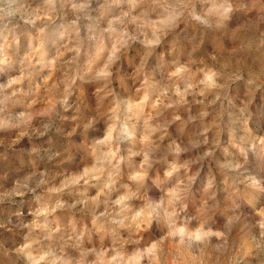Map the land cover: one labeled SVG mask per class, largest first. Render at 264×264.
I'll list each match as a JSON object with an SVG mask.
<instances>
[{"label": "clouds", "instance_id": "1", "mask_svg": "<svg viewBox=\"0 0 264 264\" xmlns=\"http://www.w3.org/2000/svg\"><path fill=\"white\" fill-rule=\"evenodd\" d=\"M107 7L118 11L83 64L79 42L45 60L41 37L58 18L54 0L32 9L43 26L23 51L15 34L0 36V67L15 69L0 80V164L19 154L26 169L0 203L30 196L32 205L21 242L5 250L9 264H264V202L254 204L264 198V176L244 174L250 157L264 158V120L253 127L264 113V0ZM79 8L68 4L71 14ZM133 44L142 52L128 74L132 95L121 96ZM225 136L231 159L221 162ZM125 141L138 149L121 155ZM69 163L78 167H62ZM90 182L88 196L81 186Z\"/></svg>", "mask_w": 264, "mask_h": 264}, {"label": "rangeland", "instance_id": "2", "mask_svg": "<svg viewBox=\"0 0 264 264\" xmlns=\"http://www.w3.org/2000/svg\"><path fill=\"white\" fill-rule=\"evenodd\" d=\"M41 0H0V36L8 35L11 36L15 34L19 37L21 50L26 48L27 42L30 37L34 38L37 35V30L43 25L39 20L35 23L32 22V9L40 3ZM72 2L80 6V8L73 14L68 12V4ZM110 0H54L56 5L58 18L57 20L48 26L45 33L41 37L44 41V50L47 53L45 60H48L56 54L58 51H64L65 46L71 48L79 42L80 46V56L78 58V63L83 64L87 59H89L94 51L96 50L98 44V36L100 31L106 26L105 20L108 15H115L118 11L117 9H109L107 3ZM88 5V7H86ZM104 5V8H101ZM104 12V16L101 15ZM88 13V18H83V14ZM77 16H81L77 20ZM70 21H76V25H71ZM78 29V34H77ZM109 42L105 40V44ZM142 49L139 44H133L130 47L125 58H123V69L122 72L125 76L126 87L124 89H118L121 96L132 95V81L128 78V74L131 71V66L137 62ZM74 55V53H66L65 59ZM150 62V67L152 66ZM39 65H37V69ZM15 69L13 66H3L0 67V80L5 76L9 75ZM48 70L45 69L43 75H47ZM59 73H57L58 75ZM37 79H39L37 77ZM195 111V108L192 109ZM264 120V113L258 114L253 117V127ZM175 129V125L172 126ZM195 125H190L189 130H194ZM99 126H97V129ZM93 134H99L98 131ZM55 142L63 146V140L59 137L54 138ZM227 145V137L225 136L221 142V149L217 151L216 157L221 162H227L231 159L230 155H225L223 148ZM139 145L125 141L121 145V155L127 156L129 152H135ZM231 151V150H230ZM76 152V149H73ZM19 154L9 157L8 161L0 164V193L11 186V179L15 176H20L26 169L20 167L18 163ZM139 157H132L131 163L138 161ZM129 161H126L122 168L126 173L128 171ZM166 166L164 162L154 165L152 170V176L158 173L162 174L163 168ZM62 167L73 168L78 167L74 163L66 164ZM215 170V169H213ZM207 172V167L201 173V179L197 181V190L202 182L203 176ZM7 173L5 176L4 174ZM244 174H252L257 177L264 176V158H251L245 165ZM89 185L81 186V190L87 189L86 195L91 196L95 189ZM122 188H118L117 192L113 193V199L123 193ZM149 199H155L158 193L155 187L152 185L151 180L149 181ZM264 202V198L257 197L254 201L255 206H259L260 203ZM126 203L135 204V201H126ZM31 197L26 198L24 204H20L19 198L15 199L14 203H9L7 199H4L3 203H0V264H9L10 257L4 255L5 250H11L16 247L17 244L21 242L22 236L25 229L21 228V224L29 222L32 216L29 215V209L31 207ZM19 208L22 215L17 217L11 215L12 212ZM103 210L101 206L98 211ZM63 219V217H62ZM194 221L192 224L194 225Z\"/></svg>", "mask_w": 264, "mask_h": 264}]
</instances>
